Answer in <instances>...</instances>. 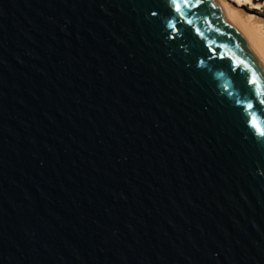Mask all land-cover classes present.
Segmentation results:
<instances>
[{"label": "water", "instance_id": "1", "mask_svg": "<svg viewBox=\"0 0 264 264\" xmlns=\"http://www.w3.org/2000/svg\"><path fill=\"white\" fill-rule=\"evenodd\" d=\"M164 3L0 0V264H264V63Z\"/></svg>", "mask_w": 264, "mask_h": 264}, {"label": "snow or ice", "instance_id": "2", "mask_svg": "<svg viewBox=\"0 0 264 264\" xmlns=\"http://www.w3.org/2000/svg\"><path fill=\"white\" fill-rule=\"evenodd\" d=\"M203 6H205V0H165L163 8L151 10L149 15L155 22L163 25L165 31L162 35L165 40L169 42L179 41V47L184 49L183 36L185 28L183 26H187V30L194 33L195 36L201 38L203 36L199 27L193 24V18L197 17L198 10ZM204 46L207 47V45ZM209 51L211 52L212 49H209ZM204 63L203 59L199 60L197 62V67L199 68L204 66ZM248 83L250 85H257L255 72L252 73V77L248 80ZM229 96L231 97L233 95ZM239 100L241 99L236 98L233 100V103L242 109L246 115H248L249 111L254 109L256 106L264 108V92L259 90L258 85L255 98H245V100L250 101V103H240L238 102ZM247 127L254 130V132L261 138H264V127H261V125L257 123L256 113L254 111L248 116Z\"/></svg>", "mask_w": 264, "mask_h": 264}, {"label": "bare ground", "instance_id": "3", "mask_svg": "<svg viewBox=\"0 0 264 264\" xmlns=\"http://www.w3.org/2000/svg\"><path fill=\"white\" fill-rule=\"evenodd\" d=\"M241 1L243 0H236L235 3L240 4ZM221 5L235 29L245 37L252 50L264 63V25L253 16L247 17V15L237 13L224 2Z\"/></svg>", "mask_w": 264, "mask_h": 264}, {"label": "rangeland", "instance_id": "4", "mask_svg": "<svg viewBox=\"0 0 264 264\" xmlns=\"http://www.w3.org/2000/svg\"><path fill=\"white\" fill-rule=\"evenodd\" d=\"M222 1L237 13L247 15V17L253 16L264 25V1L243 0L239 2L241 5L236 4V0H220L221 3H223Z\"/></svg>", "mask_w": 264, "mask_h": 264}, {"label": "trees", "instance_id": "5", "mask_svg": "<svg viewBox=\"0 0 264 264\" xmlns=\"http://www.w3.org/2000/svg\"><path fill=\"white\" fill-rule=\"evenodd\" d=\"M257 1L263 2L264 0H257Z\"/></svg>", "mask_w": 264, "mask_h": 264}]
</instances>
